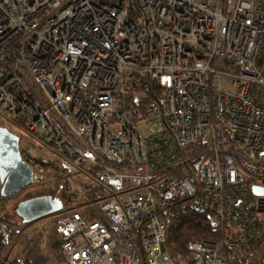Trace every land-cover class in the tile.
Here are the masks:
<instances>
[{"label":"built area","instance_id":"1","mask_svg":"<svg viewBox=\"0 0 264 264\" xmlns=\"http://www.w3.org/2000/svg\"><path fill=\"white\" fill-rule=\"evenodd\" d=\"M0 127L61 203L64 264H169L189 198L224 238L185 264H229L264 214V0H0Z\"/></svg>","mask_w":264,"mask_h":264},{"label":"trees","instance_id":"2","mask_svg":"<svg viewBox=\"0 0 264 264\" xmlns=\"http://www.w3.org/2000/svg\"><path fill=\"white\" fill-rule=\"evenodd\" d=\"M34 93H37L33 88ZM155 97L149 94L147 103ZM250 183L249 180H247ZM247 183V184H248ZM250 195L249 190H245ZM42 196V195H37ZM34 196V197H37ZM7 199L0 198V253L8 247L18 235L16 224L2 216ZM243 215L254 217L255 229L259 236H249L246 245L224 249L229 264H264V214H257L254 210L243 207ZM218 207L210 202L201 204L197 198L178 200L166 210L168 221L167 238L164 246V255L174 264H185L189 258L188 243L193 240L220 242L224 234L215 228V219ZM233 220L241 221L240 215L233 216ZM26 225V224H24ZM251 230V228H248ZM62 260V259H61ZM62 263L64 264L63 260ZM9 264H30L27 260H13Z\"/></svg>","mask_w":264,"mask_h":264},{"label":"water","instance_id":"3","mask_svg":"<svg viewBox=\"0 0 264 264\" xmlns=\"http://www.w3.org/2000/svg\"><path fill=\"white\" fill-rule=\"evenodd\" d=\"M18 137L6 128L0 127V198L8 199L16 196L30 186L32 171L20 157ZM253 196H264V189L252 186ZM61 203L49 195L33 197L20 202L15 212L23 224L34 221L58 211ZM258 212L264 213L263 209ZM166 259V258H165Z\"/></svg>","mask_w":264,"mask_h":264},{"label":"rangeland","instance_id":"4","mask_svg":"<svg viewBox=\"0 0 264 264\" xmlns=\"http://www.w3.org/2000/svg\"><path fill=\"white\" fill-rule=\"evenodd\" d=\"M222 80V89L227 90ZM35 154V153H31ZM37 195L54 196L51 190L27 187L19 194L8 198L4 203L2 216L16 224L18 235L12 243L0 253V264H9L13 260H27L30 264H63L59 248L55 244L49 219H41L24 225L15 212L20 202ZM169 264H174L169 262Z\"/></svg>","mask_w":264,"mask_h":264},{"label":"flooded vegetation","instance_id":"5","mask_svg":"<svg viewBox=\"0 0 264 264\" xmlns=\"http://www.w3.org/2000/svg\"><path fill=\"white\" fill-rule=\"evenodd\" d=\"M31 198H33V197H31Z\"/></svg>","mask_w":264,"mask_h":264}]
</instances>
